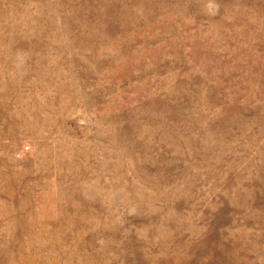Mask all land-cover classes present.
I'll return each instance as SVG.
<instances>
[{
	"label": "rangeland",
	"instance_id": "1",
	"mask_svg": "<svg viewBox=\"0 0 264 264\" xmlns=\"http://www.w3.org/2000/svg\"><path fill=\"white\" fill-rule=\"evenodd\" d=\"M0 264H264V0H0Z\"/></svg>",
	"mask_w": 264,
	"mask_h": 264
},
{
	"label": "built area",
	"instance_id": "2",
	"mask_svg": "<svg viewBox=\"0 0 264 264\" xmlns=\"http://www.w3.org/2000/svg\"><path fill=\"white\" fill-rule=\"evenodd\" d=\"M25 149H28V147L26 146Z\"/></svg>",
	"mask_w": 264,
	"mask_h": 264
}]
</instances>
